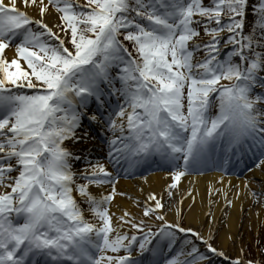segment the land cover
I'll use <instances>...</instances> for the list:
<instances>
[{"label":"snow or ice","instance_id":"1","mask_svg":"<svg viewBox=\"0 0 264 264\" xmlns=\"http://www.w3.org/2000/svg\"><path fill=\"white\" fill-rule=\"evenodd\" d=\"M249 162L264 172V0H0V264H264L216 244L222 188L199 227L191 188L174 197ZM153 168L163 192L118 190Z\"/></svg>","mask_w":264,"mask_h":264},{"label":"bare ground","instance_id":"2","mask_svg":"<svg viewBox=\"0 0 264 264\" xmlns=\"http://www.w3.org/2000/svg\"><path fill=\"white\" fill-rule=\"evenodd\" d=\"M250 169L251 171H248L242 178L223 177V184L220 183L221 175L216 173L183 177L180 181L179 189L174 191L175 199L179 200L183 197L189 188L192 190V196H195L196 198L193 211L186 214L185 222L195 223L196 227H199V223L193 220V216L197 214L199 215L200 220H206L204 213L209 208V188L211 186L215 188H222L227 192L228 199L232 200V206L226 207L224 204L223 194L211 197V199L216 201L215 204H213L214 206H211L216 220L219 221V223L223 220H227L228 225L231 227H234L237 222L239 223L242 219L244 210L250 209L251 207V204H248L246 194L251 188H256L255 185L259 183L261 178H264V172L260 169L254 166ZM253 177H255V179H253ZM246 181L248 182L247 187L245 186ZM169 182V177L166 175L165 171H154L147 175L138 176L134 179L122 178L118 183V190H123L132 197H143L149 191H155L158 194L163 192L165 186ZM141 189H143V191H141ZM237 193H239V195H237ZM117 200L121 204L128 205L129 207L132 206L131 201L127 199V197H117ZM189 203H191V199L186 197L184 199L185 207ZM254 210L255 209L251 210V212H247L248 215L256 220L263 218L262 212ZM169 218L171 219L172 217L169 216ZM205 232H207V225H205ZM226 237L228 236H219V241L221 242V246L223 248H226V246L230 243V240ZM237 246V251L240 247H243L241 244H238ZM145 255L147 256V254Z\"/></svg>","mask_w":264,"mask_h":264},{"label":"rangeland","instance_id":"3","mask_svg":"<svg viewBox=\"0 0 264 264\" xmlns=\"http://www.w3.org/2000/svg\"><path fill=\"white\" fill-rule=\"evenodd\" d=\"M257 188H251L246 194L248 199V204H251L250 209L244 210L242 219L237 222L234 227L228 225L227 220L221 221L218 226L220 228V235L231 236L230 243L224 248L227 254L236 255L238 244H241L245 249V254L254 257L256 259H261L260 256V245H264V197H255L250 193L252 190L256 192H264V185L258 183L255 185ZM259 200V202H257ZM214 205H212L213 207ZM262 212L263 218L254 219L247 212L251 210ZM219 235V236H220ZM219 236L217 237L216 244L221 246L219 241ZM257 241L259 244H257ZM222 247V246H221ZM226 264V263H221Z\"/></svg>","mask_w":264,"mask_h":264}]
</instances>
